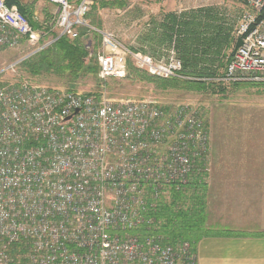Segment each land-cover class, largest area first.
Here are the masks:
<instances>
[{"label":"built area","instance_id":"2783aa9c","mask_svg":"<svg viewBox=\"0 0 264 264\" xmlns=\"http://www.w3.org/2000/svg\"><path fill=\"white\" fill-rule=\"evenodd\" d=\"M40 1L55 9L34 29L0 0V51L31 47L0 66V264H198L188 241L163 242L155 216L166 189L205 171L203 116L191 103L165 110L151 99L106 98L105 81L125 77L127 61L152 77L186 79L174 47L155 57L100 31L99 92L25 76L14 86L6 77L28 57L94 29L86 15L101 0ZM225 1L244 7L241 44L213 81L264 84V0Z\"/></svg>","mask_w":264,"mask_h":264},{"label":"rangeland","instance_id":"374dc122","mask_svg":"<svg viewBox=\"0 0 264 264\" xmlns=\"http://www.w3.org/2000/svg\"><path fill=\"white\" fill-rule=\"evenodd\" d=\"M28 1L29 3L32 2L30 4L28 3V5L33 4L32 15L34 11H37L36 16L41 17V20L38 21L33 15L34 22L38 24L43 23L44 21L40 14L45 9V3L34 2V0H23V3H27ZM102 1L114 2L110 0H101L93 6L91 11L86 15V18L94 29L89 30V35H86L89 38L85 39V36L83 40L89 52L87 59L91 56L92 59L94 57L96 64L97 55L101 46L100 31L112 33L120 42L132 49V47L135 46L136 36L142 28L145 30L151 28L149 18L155 11L150 8L157 2L143 1L134 4L123 3L122 6L115 5V3H108L109 5L102 7ZM222 1L224 3L216 0H191L189 3L188 0H185L186 4L184 5V9H197L198 7H210L213 4L218 5V3L223 4V7H215L214 10H212V13L215 14L214 16L211 15L212 17H210L209 13L207 16H199L200 22L208 27L216 26L226 19L231 20V23L234 20L238 23L242 13L240 14L236 11V7L231 5L232 2ZM180 2L182 1H176V6L182 7V5L179 6ZM226 4H230V6ZM53 6L55 8V5ZM229 7L231 9H229ZM138 9H141L143 14L140 18L134 19V13ZM52 12L53 10L51 13ZM204 12L206 11H201V14L206 15ZM195 28L198 30L202 29V27L200 28L198 25H195ZM235 29L236 27L233 30L234 37L237 38V40L241 39L235 36ZM29 51H31V47L25 42L20 43L17 48H3L0 51V66L12 63L14 60L25 56ZM235 51L231 53V56ZM230 59L231 57L229 60ZM25 69L26 68L20 64L16 67L14 72H11L6 77V80L8 82L13 81L14 86H17L21 82L20 78L25 76L36 82L51 85L58 89H72L81 93H97L100 90L98 76L84 74L73 80L69 79L67 74L59 72L55 67L42 71L37 76L31 75ZM182 75L187 80H195V78L187 77L183 73ZM137 80L133 81L126 76L123 78H108L105 81L106 98L115 101L136 98L151 99L160 104L165 110L172 108L176 103H191L194 105L192 108L203 116L205 121L203 126L205 131H209L210 152L206 161L205 171L200 175L190 177V181L195 177L202 179L201 177H203V175L205 178L207 173L210 174L211 164L218 162L229 163V161H232L230 160L232 157L233 160L238 158L242 160L243 163H256L258 159L255 157L264 158V151H259L261 145L264 149V85L243 86L242 84H220L215 87V93H211L209 87L203 92L183 89L161 91L156 89L151 83H147L144 80ZM227 153L229 154L227 155ZM202 184L198 187L184 186L176 189L172 186L171 188L182 191L185 197V199L182 198L184 199V206L190 208L192 205H198L202 202L201 205L203 207L205 206L203 203L207 197V187ZM170 189H166L168 192L163 194V198L167 202L171 201Z\"/></svg>","mask_w":264,"mask_h":264},{"label":"crops","instance_id":"0c3cea01","mask_svg":"<svg viewBox=\"0 0 264 264\" xmlns=\"http://www.w3.org/2000/svg\"><path fill=\"white\" fill-rule=\"evenodd\" d=\"M35 1L45 3V9L40 15L43 20L49 18L54 6L49 2ZM176 1H182L179 3L182 7L176 6ZM188 1L190 3L191 0ZM185 4V0H158L152 5L150 9L155 12L149 18L151 28H142L132 50L141 53L145 51L147 54L155 52L152 56L161 57L170 49L161 37L162 25L167 17L177 16L189 24H202L199 18L203 15L201 11H206V16L208 13L214 16L212 10L223 7V4L218 3L210 7L184 9ZM231 5L240 14L244 11L240 3ZM36 14L37 11H34V18L41 20ZM134 14L135 19L143 13L138 9ZM236 25V20L231 23V20L226 19L213 26L217 27L214 31H219L223 38L219 44L221 54L202 57L196 67L191 65L187 71L199 73L212 69L215 76L221 75L237 42L233 35ZM230 160L229 163L211 164L210 174L207 173L205 178L203 175L202 180L197 181L207 187V197L203 203L202 236L195 245L197 261L198 264H264V158L255 164L243 163L238 158L233 160V157Z\"/></svg>","mask_w":264,"mask_h":264},{"label":"trees","instance_id":"16d2710c","mask_svg":"<svg viewBox=\"0 0 264 264\" xmlns=\"http://www.w3.org/2000/svg\"><path fill=\"white\" fill-rule=\"evenodd\" d=\"M5 3L8 6L15 5L18 8V11L27 18L29 24L34 29L40 27L39 24L33 20L32 5L23 3V0H5ZM108 3H115V5L118 6L123 5L122 2L118 1H102L101 6H107L109 5ZM209 16L212 17L211 15ZM167 18L168 19H166L165 23L162 25L163 31L161 37L166 41V44H169L167 47H174L177 57L182 62V73L187 77L195 78V80H181L175 78L162 79L152 77L144 71L135 68L131 61H127L126 77L133 81L137 79L140 81L144 80L147 83L153 84L156 89L161 91L183 89L203 92L209 87L211 93H215V87L220 84L213 81L217 76H215L216 74L212 69L200 71L199 73H191L187 71V67H190L191 65L196 67L198 62L202 60V57H216L221 54L222 48L219 47V44L223 38L220 36L219 31H214L217 27H208L198 23L189 24V22H184L177 16H169ZM195 25H198L200 28L202 27L204 30H198L195 28ZM89 33V29L81 27L78 29L77 39L70 41L66 37H60L37 55L24 60L21 65L34 76H37L42 71H46L52 67H55V69L61 73L67 74L68 78L73 80L84 74L97 76L98 66L94 57L92 59L91 56L87 59L89 52L86 49L85 41H83L84 37L89 35ZM151 38H153V34L151 35ZM143 53L147 54L145 51ZM149 54L154 55L155 52H149ZM242 85L263 86L264 84ZM70 90L74 91L72 89ZM259 151H264L262 145L259 147ZM255 158L258 159L256 163L262 161V157ZM199 180L200 178H195L186 186L198 187L202 184L197 183ZM169 192L171 201L167 202L162 198L159 203V209L156 212L155 220L159 226L157 234L164 237L163 242L173 244L177 241H188L193 247H195L196 243L202 236V220L204 213L201 205L202 202L188 208L183 205L185 197L182 191L171 188Z\"/></svg>","mask_w":264,"mask_h":264},{"label":"water","instance_id":"95a60500","mask_svg":"<svg viewBox=\"0 0 264 264\" xmlns=\"http://www.w3.org/2000/svg\"><path fill=\"white\" fill-rule=\"evenodd\" d=\"M88 37L86 36L85 39H87ZM240 43H241V39H238L235 46H234V49L233 51H235L239 46H240Z\"/></svg>","mask_w":264,"mask_h":264},{"label":"bare ground","instance_id":"6f19581e","mask_svg":"<svg viewBox=\"0 0 264 264\" xmlns=\"http://www.w3.org/2000/svg\"><path fill=\"white\" fill-rule=\"evenodd\" d=\"M45 2H46V1H45ZM28 58H29V57H28ZM28 58H27V59H28ZM133 66H134V65H133ZM134 67H135V66H134ZM135 68H136V67H135ZM137 69H138V68H137ZM138 70H140V69H138ZM140 71H142V70H140ZM192 109L195 110L194 108H192ZM195 111H196V110H195ZM196 112H197V111H196Z\"/></svg>","mask_w":264,"mask_h":264}]
</instances>
